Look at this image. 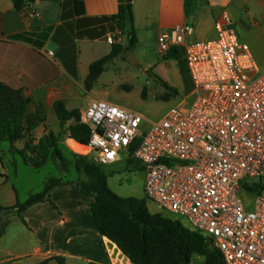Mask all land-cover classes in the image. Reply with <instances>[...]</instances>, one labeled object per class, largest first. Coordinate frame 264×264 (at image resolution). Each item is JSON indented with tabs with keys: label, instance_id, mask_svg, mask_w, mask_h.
<instances>
[{
	"label": "built area",
	"instance_id": "obj_1",
	"mask_svg": "<svg viewBox=\"0 0 264 264\" xmlns=\"http://www.w3.org/2000/svg\"><path fill=\"white\" fill-rule=\"evenodd\" d=\"M214 28L207 41L185 43L188 24L157 37L161 58L182 48L192 83L187 100L144 129L139 113L91 99L80 112L89 140L74 150L106 166L128 158L138 139L130 158L145 173L148 201L208 238L223 264H264V192L242 187L264 176V69L225 7Z\"/></svg>",
	"mask_w": 264,
	"mask_h": 264
},
{
	"label": "crops",
	"instance_id": "obj_2",
	"mask_svg": "<svg viewBox=\"0 0 264 264\" xmlns=\"http://www.w3.org/2000/svg\"><path fill=\"white\" fill-rule=\"evenodd\" d=\"M24 1L23 8L16 10L12 0H0V82L21 90L29 101L26 114H32L37 109L42 111L44 122L32 131V137L37 142L49 132L59 135V122L52 108L54 101L63 100L68 110L78 109L81 112L91 99L105 100L95 89L104 72L90 91L84 88L89 66L108 55L113 42L124 47L127 42L115 22L108 19L117 13V0ZM229 1L132 0L137 38L133 50L138 46H147L156 53L158 35L178 24H188L192 28L185 43L215 39V18L211 19L208 14L212 11L218 13ZM256 1L264 7V0ZM178 49L180 60H170L188 79L185 88L190 93L192 83L182 48ZM48 52L52 55L48 56ZM82 101L85 105L80 106ZM65 143L73 151L69 143L78 144L70 138H66ZM58 144L61 145L60 140ZM0 175L5 177L0 183V206L12 207L17 201L23 202L13 189L14 180H7L8 173L2 160ZM50 177L64 180L77 178L49 175L44 182ZM5 187L11 189V194L8 191L4 194ZM51 202L45 200L25 211V225L20 221L25 233H21V244L17 250L4 247L3 243L9 234V215L19 217L15 212L0 213V264H35L52 256L63 257L64 264H130L112 242L99 234L90 212L92 199L83 197L75 184L54 188ZM4 223L8 224L5 228Z\"/></svg>",
	"mask_w": 264,
	"mask_h": 264
},
{
	"label": "trees",
	"instance_id": "obj_3",
	"mask_svg": "<svg viewBox=\"0 0 264 264\" xmlns=\"http://www.w3.org/2000/svg\"><path fill=\"white\" fill-rule=\"evenodd\" d=\"M12 3L16 10H21L25 1L12 0ZM117 3V13L108 19L115 22L127 45L124 47L113 42L108 55L90 64L84 81L86 91L92 89L108 63L122 53L133 50L137 44L132 0H117ZM180 57V50L172 48L162 59L179 61ZM159 82L165 90L159 96L161 100H169L178 95L174 87L161 79ZM142 97H145L144 92ZM28 103L21 90L12 89L0 82V144L7 143L8 152L20 157L25 166L39 170L47 162H53L60 171L68 174L72 165L77 178L64 180L50 177L41 192L29 195L23 202L17 201L12 207L0 206V213L15 212L25 225L23 214L29 207L45 200L51 202V191L58 186L75 184L83 197L92 199L90 212L99 234L112 242L130 264H223L219 252L212 247L210 240L190 230L181 219H169L162 212L150 213L146 198H123L113 193L108 186V175L103 165L96 163L91 155L72 154L71 158L65 157L59 148V135L52 132L35 142L32 131L44 122V117L40 109L26 114ZM52 108L61 133L79 144L86 145L90 130L80 122V111L68 110L63 100L54 101ZM137 142L138 139L131 144L130 156ZM130 156L127 163L133 162ZM262 180L261 178L255 182L243 183V190L249 195L264 192ZM51 204L56 209L52 202ZM6 226L7 223H4L3 227ZM64 262L63 257L52 256L35 264Z\"/></svg>",
	"mask_w": 264,
	"mask_h": 264
},
{
	"label": "rangeland",
	"instance_id": "obj_4",
	"mask_svg": "<svg viewBox=\"0 0 264 264\" xmlns=\"http://www.w3.org/2000/svg\"><path fill=\"white\" fill-rule=\"evenodd\" d=\"M225 8L232 17L239 40L247 44L255 60L264 67V7L256 0H230ZM216 14L217 11L214 13L212 11L208 15L212 19ZM163 60L147 46H138L135 50L126 51L121 57L107 64L95 89L100 92L101 99L139 113L143 118L141 128L145 129L149 124L161 119L179 101L187 100L189 97V91L185 88L188 79L183 77L179 66L172 60L168 62ZM159 79L176 88L178 95L169 100H161L159 96L165 90ZM143 92L145 97H142ZM80 103V106L85 105V101ZM66 138L67 136L60 131L59 148L66 157L71 158L72 154L76 153L66 145ZM69 144L74 149L79 148L73 143ZM0 158L8 173L7 180L9 182L14 180L13 189L20 201H24L31 194L41 192L45 183L44 179L49 175L77 177L72 165L68 174L61 173L52 162H47L39 170L25 166L20 157L8 152V145L5 142L0 144ZM126 159L128 158L121 156L115 164L103 166L108 175V186L119 197L143 199L145 198L143 191L145 173L136 160L127 163ZM262 179L264 185V176ZM3 180L5 177L0 175V183ZM7 191L11 194V189L5 187L4 194ZM147 208L150 213L162 212L148 200ZM162 213L169 219H176L171 214ZM8 220L10 221L9 234L3 246L17 250L21 244V233H25L24 227L12 214L9 215ZM120 258L124 260L123 257L120 256Z\"/></svg>",
	"mask_w": 264,
	"mask_h": 264
}]
</instances>
